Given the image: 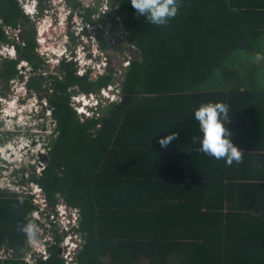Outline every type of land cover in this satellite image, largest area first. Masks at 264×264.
<instances>
[{
	"label": "trees",
	"instance_id": "1",
	"mask_svg": "<svg viewBox=\"0 0 264 264\" xmlns=\"http://www.w3.org/2000/svg\"><path fill=\"white\" fill-rule=\"evenodd\" d=\"M67 1L73 11L80 7ZM177 2V15L158 26L136 16L130 0H113L122 17L117 29L136 50L119 100L82 122L70 106L71 89L109 88L114 67L79 76L76 63L63 60L59 75H45L29 16L17 0H0V41L18 54L0 60V83L7 85L26 61L32 66L27 87L47 101L55 124L43 169L30 171L47 207L30 194L0 189V246L12 251L0 264H29L31 247L19 230L28 220L57 241L35 264H64L62 235L45 223L60 202L80 211L72 230L81 239L78 264H264V175L256 164L264 160V71L253 63L264 55V0ZM92 13L84 20L92 21ZM7 29L19 30L23 45ZM98 40L108 49L105 38ZM72 41L77 44L73 35ZM217 101L229 106L226 127L243 151L240 164L200 152L193 139L202 136L195 110ZM173 132L162 147L160 139Z\"/></svg>",
	"mask_w": 264,
	"mask_h": 264
},
{
	"label": "clouds",
	"instance_id": "2",
	"mask_svg": "<svg viewBox=\"0 0 264 264\" xmlns=\"http://www.w3.org/2000/svg\"><path fill=\"white\" fill-rule=\"evenodd\" d=\"M19 2L20 7L22 8L23 12L29 16H39L43 9L41 6V0H17ZM58 4H63V0H56ZM80 3V7L78 9H75L74 11L71 6L68 5V1H65L64 5H67L70 10H68V20L70 23H68V40L66 41V45L68 44L71 49H73L74 43L72 41V35L74 36V31L76 27L83 28L81 30V33H83L84 36L88 35V28L86 27L85 22H88L86 20H80L77 21L75 19H79L80 17H84V15L88 12L90 8H86L84 1L77 0ZM44 2V1H43ZM131 5L136 10L135 15L140 17L143 16L149 23L153 25H165L168 23V21L171 18H174L179 9V5L177 0H130ZM45 4V3H44ZM78 10V11H77ZM86 11L85 14L82 12ZM73 21V22H72ZM43 40H45L42 44L41 41L38 39L37 46H44L46 44L47 37H42ZM76 43L79 41L80 37L76 36ZM50 40V39H48ZM81 41V40H80ZM77 45V44H76ZM15 46L13 44H6L2 43L0 41V60L2 57L6 59H18L17 51L15 50ZM11 52H10V51ZM49 53L52 54V57H57L58 54L54 53L55 51L49 50ZM7 53V55H6ZM4 55V56H3ZM256 59H264V55L257 53ZM66 60V57L64 54H61L58 56V66L60 63ZM26 61H21L19 64L24 63ZM27 63V62H26ZM18 64V65H19ZM77 65V64H76ZM57 66V67H58ZM25 67V66H23ZM19 69V68H18ZM57 70V69H56ZM11 81V80H10ZM7 93L4 94V91L1 92L0 89V122H8L10 121V125L5 127L6 129L1 132L4 143H0V161L5 163L6 165L2 166L4 168H1L2 170L9 171V176L12 178H15V176H12L13 169L20 170V168L17 165H12V162L8 157H6V154L4 155L3 151L1 149H8L7 147L15 140V138H18L22 131L24 130V136L27 134H30L31 137L35 135V131L32 132L33 126L32 124L35 123L37 118L45 117V113L48 111L50 112L51 116V109L49 108L47 102L45 100H42L39 98V104L37 103V106L34 105L32 108L25 109V107H14L12 106L13 101H9L7 96ZM24 96H27L24 94ZM23 97V96H21ZM25 98L20 99V103L23 102ZM29 100V99H27ZM12 103V104H11ZM38 106L40 107V111L37 110ZM12 108L11 114L7 112V109ZM24 108V109H22ZM228 110L229 106L223 102H208L205 104H202L197 110L194 112V117L199 123V129L202 133V136L197 138L193 137L194 140L199 139L200 147L199 151L214 157L217 160L223 159L224 162L231 166L235 162L236 164H240L243 160V151L236 146L232 140V133L231 131L226 127V124L228 122ZM16 113V114H13ZM22 115L28 116V120H25L24 117H21ZM33 120V121H31ZM176 136V133H171L170 135L166 137H162L160 139V145L162 147L167 146ZM40 145V142H39ZM25 149V147L23 148ZM7 153V152H6ZM8 154V153H7ZM21 157H23L21 155ZM22 159L18 160V163H21ZM17 164V162H16ZM14 166V167H13ZM36 170V167L33 166ZM21 171V170H20ZM12 184L14 187L20 186V181H16L12 179ZM27 184V183H26ZM25 184V185H26ZM35 186L40 190L41 189L35 184ZM10 189V188H7ZM25 191V190H24ZM24 191L14 189V192L16 193H24ZM32 191V190H31ZM30 194L33 196V199L37 198L35 194L33 193H25ZM43 194V193H42ZM23 202V201H21ZM40 207V204L35 203ZM19 230L23 232L27 240L31 243H35L37 237V234L39 232V225L35 222V220H28V222L22 226H19ZM40 243H45L47 245V249L49 247V244L52 242L51 239L48 238V235H43L40 238ZM43 241V242H42Z\"/></svg>",
	"mask_w": 264,
	"mask_h": 264
},
{
	"label": "built area",
	"instance_id": "3",
	"mask_svg": "<svg viewBox=\"0 0 264 264\" xmlns=\"http://www.w3.org/2000/svg\"><path fill=\"white\" fill-rule=\"evenodd\" d=\"M86 8H90L93 13L91 15L92 21L85 22L86 27L88 28V35L84 36L81 33L83 28H75L74 36L80 37V47L82 50L80 51V47L73 49H65L63 51H55L54 53L60 56L64 54L66 57V61L75 62L77 68L80 67L83 69V72L77 71L79 76L85 75L89 70L92 71L93 76H95L100 69V66L91 65L88 63H82L80 52H82L85 56V59L92 60L94 57H97L94 51V47L96 49H100L102 54H106L109 57L108 65H114V83L107 89L102 90L99 93H81L72 94V106H74V110L81 117V121H85L86 119L100 118L103 115V109H106L110 103L116 102L120 98L121 94V85L117 83V79L119 78V72L121 68H128L132 59L131 50H136L134 45H131L125 38V32L123 30L117 29V26L121 24V10L120 6L117 3L113 4V0H82ZM83 14L86 11L82 12ZM84 20V17H80L79 20ZM123 34V36H121ZM102 36L106 39L109 44L108 49L103 50L101 48L100 42L98 40V36ZM42 44V43H41ZM109 50L114 51L112 56H109ZM41 57L47 63L56 62V66H58V56L52 57V54L49 53L48 49H44V51H40ZM49 57H51L49 59ZM100 57V56H98ZM97 57V58H98ZM96 58V59H97ZM108 61V58H107ZM46 63V64H47ZM107 65V66H108ZM55 66V67H56ZM56 69V68H55ZM99 75V74H98ZM97 76V75H96ZM95 76V77H96ZM123 76V75H122ZM121 76V81H122ZM41 200L40 207L46 208L47 203L44 195ZM34 203H38L37 198L33 199ZM34 217L39 218V214L36 212L33 215ZM52 220L54 225L52 224ZM80 222V211L77 208L69 207L64 202H60L54 212L51 213V222H45L47 231H50L51 228H56L60 235H62V239L59 243V250L61 252V256L65 260L64 264H78L76 261V252L81 249V239L78 234H74L72 232L73 228L77 227ZM38 235H43V229L39 227ZM48 238L51 239L52 242L57 243L55 239L48 233ZM40 239H36L35 243H31L28 241V244L31 247V251L25 257V260L29 264H35V261L38 257L43 256L45 259L48 257L47 253V245L43 242L40 243ZM0 259H6L11 256L12 251H8L2 246H0Z\"/></svg>",
	"mask_w": 264,
	"mask_h": 264
},
{
	"label": "rangeland",
	"instance_id": "4",
	"mask_svg": "<svg viewBox=\"0 0 264 264\" xmlns=\"http://www.w3.org/2000/svg\"><path fill=\"white\" fill-rule=\"evenodd\" d=\"M64 3L63 4H58L56 0H44L43 3V11L42 13L35 17V16H31L30 20H31V24L35 27V29L37 30V34H36V42L38 43V39L41 41V43H43L45 40H43L42 37H47L46 39V44L44 46H37L36 49V53L41 56L40 51H44V49H49L52 51H63L66 48L69 50L70 46L67 44L66 45V41L68 40V35H67V31H68V10H70L68 8L67 5L65 4V1L67 0H63ZM75 1V0H74ZM77 21H79V19H75ZM73 22V21H72ZM81 28V27H79ZM7 34L10 36L11 34H13L15 36V40L20 43L21 45H23V40L22 37L18 34L19 30H10L7 29ZM123 36V34L121 35ZM50 39V40H48ZM80 39L79 41H77V45L74 44L73 48H79L80 47ZM44 44V43H43ZM96 46L94 47V51L96 56H100V57H94L92 60H87V58L85 59V56L82 52H80V56L82 57L81 60L83 61L82 63H88L91 65H95V66H100V69L98 70L97 73H95L96 75L98 74H103L107 71L109 66L114 67V65H108L109 57L106 54H102L100 49H96ZM16 50V49H15ZM82 50V48L80 47V51ZM10 51V50H9ZM17 51V50H16ZM110 53L109 56H112V54L114 53V51L109 50ZM11 52V51H10ZM7 55V53H6ZM252 55V54H251ZM4 56V55H3ZM251 57V56H250ZM254 57V55H253ZM42 58V57H41ZM51 57H49L50 59ZM97 58V59H96ZM108 58V61H107ZM1 59H4V57H2ZM46 60H43L42 58V69L39 70L41 72H43L45 75H49V74H53V75H59V72L56 66V62L53 61V63H47ZM47 63V64H46ZM108 65V66H107ZM25 66V67H23ZM56 66V67H55ZM259 67H264V59L260 62V64L258 65ZM246 67V66H245ZM18 70L19 73L17 74V76H15L13 79H11V81H9L7 83V85L0 83V89L1 92L4 91L5 93H7V97L11 100L9 101H13L12 106L14 107H21L22 103L23 106L25 107V109H29L32 108L34 105L37 106V103L39 104V97L37 96V94L30 90L27 87V81L28 78L30 76V73L32 71V66L26 62L22 63L18 65ZM56 68V69H55ZM83 72V69L78 67V71ZM261 71H264V68L261 69ZM259 71V74L263 73ZM95 75V76H96ZM120 75V72H119ZM23 76V77H22ZM115 78V76H114ZM71 90H75L74 94L76 93H81V90L78 86H75L74 88H72ZM24 94H26L27 96H24ZM73 94V95H74ZM72 95V96H73ZM23 96V97H21ZM22 98H25V100L23 102L20 103V99L22 100ZM29 99V100H27ZM45 102H47L45 100ZM72 104V97L70 99V106L71 108L74 110V106L71 105ZM24 109V108H22ZM12 108L7 109V112L9 114H11L12 112ZM38 111H40V107L38 106L37 108ZM105 109H103L102 111H104ZM75 111V110H74ZM16 114V113H13ZM21 117H24L25 120H28V116L26 115H22ZM33 121V120H31ZM10 125V121L8 122H4L2 123V121L0 122V131L3 132L7 127ZM33 129L32 132L35 131V135L33 136V138L31 137L30 134H27L26 132V136H24V130L22 131V134L18 137L15 138V140L7 147V148H11V151H9V154H7L5 151L7 150L5 149H1L4 153V155L6 154V157H8L12 162V165H17L20 170H26L27 172L25 174H19L18 176H16V169L14 168L13 170V175L15 174V178H12L9 176V171H5L0 169V189L2 188H10L12 191H14V189H18L21 191H24V193H33L35 194V196L37 197V201L38 204H41V200L43 198V196H41V192L40 190L35 186L34 183H32L30 181V175H31V167L32 166H37L36 167V173H40V171L43 169L42 166V160H41V156H43L44 154H46L47 150H46V144H47V140L45 141V139H49L53 133H54V129H55V124L53 123V120L51 118V114L50 112H46L45 113V117H41V118H37L35 123L32 124ZM2 135V134H0ZM40 142V145H39ZM17 143H20L19 146H16ZM18 147V148H17ZM25 147V149H23ZM16 152V155L11 156L12 153ZM21 155L23 157H21ZM22 159L21 163H18V160ZM17 162V164H16ZM6 165L5 163L0 161V167L4 168L2 166ZM14 167V166H13ZM12 179L16 180V181H20L21 183V187L17 186L14 187V185L12 184ZM23 180H26V182L24 183ZM27 183V184H26ZM26 184V185H25ZM32 190V191H31ZM0 252L3 251L0 250Z\"/></svg>",
	"mask_w": 264,
	"mask_h": 264
},
{
	"label": "crops",
	"instance_id": "5",
	"mask_svg": "<svg viewBox=\"0 0 264 264\" xmlns=\"http://www.w3.org/2000/svg\"><path fill=\"white\" fill-rule=\"evenodd\" d=\"M262 60H263V59H262ZM262 60H261V59H260V60L254 59L253 63L259 65L260 62H261ZM258 67H259V66H258ZM260 68H264V67H260ZM260 150H261V149H260ZM256 164H257L258 167H259V172H262V175H264V160H258V162H256ZM248 181H250V182H254L255 180H253V179H249V178H248ZM261 182L264 183V179L261 180ZM259 214H261V213H259ZM259 253L261 254V255H260V259L262 260V262H264V252L260 251ZM141 264H151V263L149 262L148 259H145L144 261H142Z\"/></svg>",
	"mask_w": 264,
	"mask_h": 264
},
{
	"label": "water",
	"instance_id": "6",
	"mask_svg": "<svg viewBox=\"0 0 264 264\" xmlns=\"http://www.w3.org/2000/svg\"><path fill=\"white\" fill-rule=\"evenodd\" d=\"M126 70H127L126 68H121V69H120V76H119V78L117 79V83H118L119 85H121V86H122V83H121V76L124 74V72H125Z\"/></svg>",
	"mask_w": 264,
	"mask_h": 264
},
{
	"label": "bare ground",
	"instance_id": "7",
	"mask_svg": "<svg viewBox=\"0 0 264 264\" xmlns=\"http://www.w3.org/2000/svg\"><path fill=\"white\" fill-rule=\"evenodd\" d=\"M19 145H20V143H17L16 146H19ZM9 151H11V148H8L5 152H7L9 154ZM13 154L16 155V152L12 153L11 156H14Z\"/></svg>",
	"mask_w": 264,
	"mask_h": 264
}]
</instances>
